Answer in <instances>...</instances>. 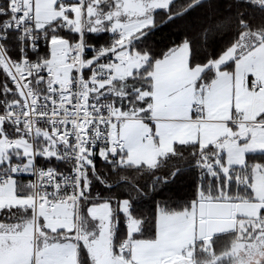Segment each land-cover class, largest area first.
I'll return each mask as SVG.
<instances>
[{"label": "snow or ice", "instance_id": "obj_1", "mask_svg": "<svg viewBox=\"0 0 264 264\" xmlns=\"http://www.w3.org/2000/svg\"><path fill=\"white\" fill-rule=\"evenodd\" d=\"M0 264H264V0H0Z\"/></svg>", "mask_w": 264, "mask_h": 264}]
</instances>
